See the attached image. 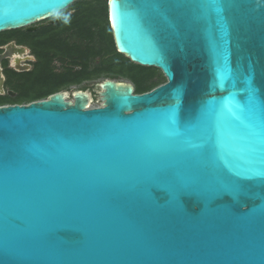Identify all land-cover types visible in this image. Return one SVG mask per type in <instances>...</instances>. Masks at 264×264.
I'll use <instances>...</instances> for the list:
<instances>
[{
  "label": "water",
  "instance_id": "obj_1",
  "mask_svg": "<svg viewBox=\"0 0 264 264\" xmlns=\"http://www.w3.org/2000/svg\"><path fill=\"white\" fill-rule=\"evenodd\" d=\"M76 1L0 0V33ZM106 2L166 82L0 107V264H264V0Z\"/></svg>",
  "mask_w": 264,
  "mask_h": 264
},
{
  "label": "trees",
  "instance_id": "obj_2",
  "mask_svg": "<svg viewBox=\"0 0 264 264\" xmlns=\"http://www.w3.org/2000/svg\"><path fill=\"white\" fill-rule=\"evenodd\" d=\"M80 8L75 10L73 15L64 17L56 26L46 27L39 34L33 36V41H43V55L46 53H55L61 62H65L64 71L61 73H51L45 68H41L39 77L36 78L38 87L42 90L41 95L34 98L44 99L53 93H47L49 90L60 91L63 85L69 82L78 83L85 79H97L99 77H121L134 83L137 93L150 91L159 84L153 83L150 88H144L142 81L152 78L155 74H143V69L151 67H142L131 63L127 58L117 53L112 32L109 24L107 2L105 0H81L76 1L69 8ZM83 7V9H82ZM73 30L76 36L89 39V45L84 49L78 44H68L60 41L62 32ZM25 34L22 29L13 31H4L3 35ZM114 54L117 60H103L97 65H93L95 58H102ZM88 60L90 66H87ZM80 65V69L73 71L72 66ZM155 69V68H153ZM36 91V88L32 89ZM29 102V101H28ZM31 102V101H30ZM25 102L24 104H26ZM19 104H23L22 101Z\"/></svg>",
  "mask_w": 264,
  "mask_h": 264
},
{
  "label": "flooded vegetation",
  "instance_id": "obj_3",
  "mask_svg": "<svg viewBox=\"0 0 264 264\" xmlns=\"http://www.w3.org/2000/svg\"><path fill=\"white\" fill-rule=\"evenodd\" d=\"M79 9H81V7L75 8L69 15H73L75 10ZM62 19L55 23L51 22L47 25L32 27V31L23 30V33L25 34L22 35L8 34L0 37V107L8 105H28L30 103L45 100L49 97L48 96L44 99L34 98V96L41 95L43 93L40 88H37L39 81L36 80V78L39 77L41 68L45 64L44 66L48 72L61 73L64 71V67L69 65H66L65 62H61L55 53H46V55L44 56L43 41H33V36L39 34L40 31L46 27L56 26ZM59 39L60 41H65L68 44L76 43L84 49L89 45L88 38L76 36L73 30L62 32ZM117 58L118 57L114 54H110L102 58H95L93 65H97L103 60L116 61ZM87 66H90L89 60L87 62ZM72 67L73 71H77L80 69V65ZM158 72L161 74L163 81L165 80L166 82L165 77L163 76L161 71L158 70L155 73V76H153L152 78L144 79L142 81V85L144 88L148 89L152 86V80L156 77ZM94 80L95 79H85L81 80L78 83L69 82L66 85H63L60 91L57 92L49 90V92L47 93H53L51 95H54L56 93H64V101H72V94L74 92H86L90 97L88 108H91V104L98 103V94L100 92L99 89L97 92L92 87ZM104 80L116 81L114 78H105ZM165 82L160 83L158 86L164 84ZM129 83L133 87V95H141L149 92L146 91L137 93L135 84L130 81ZM33 88H36L37 90L33 91ZM20 101H22L23 104H19ZM25 102L27 103L24 104Z\"/></svg>",
  "mask_w": 264,
  "mask_h": 264
},
{
  "label": "rangeland",
  "instance_id": "obj_4",
  "mask_svg": "<svg viewBox=\"0 0 264 264\" xmlns=\"http://www.w3.org/2000/svg\"><path fill=\"white\" fill-rule=\"evenodd\" d=\"M78 1H81V0H78ZM105 2H106V0H105ZM76 8V7H75ZM74 7H72V8H66L65 10H63L62 12H60L59 14H57V15H55V16H53V17H51V18H49V19H47V20H45V21H41V22H37V23H34V24H32V25H30L29 27L30 28H32V27H39V26H43V25H47V24H49V23H51V21L53 20V19H56V18H60V19H62V18H64V17H66V16H68L70 13H72V11L75 9ZM158 71V69H153L152 67H151V69H143V74L144 73H147V74H155L156 72ZM105 78H114L115 80H116V82H120V83H129V80H127V79H124V78H119V77H99V78H97V79H95L94 81H93V88L98 92V84L100 83V82H102ZM152 82L153 83H157V84H160V83H163V82H165V80L163 81V79H162V77H161V74L158 72V74L156 75V77L155 78H153V80H152ZM97 106H100V103H93V104H91V107H97Z\"/></svg>",
  "mask_w": 264,
  "mask_h": 264
}]
</instances>
